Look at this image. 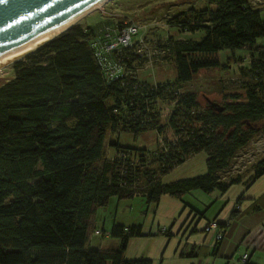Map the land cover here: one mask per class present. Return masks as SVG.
<instances>
[{
	"label": "trees",
	"instance_id": "16d2710c",
	"mask_svg": "<svg viewBox=\"0 0 264 264\" xmlns=\"http://www.w3.org/2000/svg\"><path fill=\"white\" fill-rule=\"evenodd\" d=\"M211 2L214 9L168 18L180 32H204L200 41L158 40L174 64V81L153 84L129 73L134 62L150 58L137 40L112 55L124 73L111 79L94 48L110 22L99 31V23L77 22L11 64L13 77L0 86V264H153L125 256L129 241L143 236L141 226L114 225L109 234L119 247L91 248L96 214L112 197L141 195L156 207L164 195L181 198L195 189L225 195L264 175V158L248 177L228 175L240 152L264 137V43L258 44L264 22L249 0ZM127 25L134 24L120 21L114 28ZM242 49L254 58L255 83L244 93L201 102L200 92L181 91L201 71L223 67L221 51ZM161 102L172 108L165 122ZM146 131L159 136L155 150L112 141L115 134L137 138ZM201 152L207 155L204 174L163 182Z\"/></svg>",
	"mask_w": 264,
	"mask_h": 264
},
{
	"label": "rangeland",
	"instance_id": "374dc122",
	"mask_svg": "<svg viewBox=\"0 0 264 264\" xmlns=\"http://www.w3.org/2000/svg\"><path fill=\"white\" fill-rule=\"evenodd\" d=\"M249 2L254 9L260 10L261 19L264 22V0H249ZM215 7L211 0H109L77 22L93 26L100 24L98 31L101 29V23L103 22H110L111 27H115L116 23L120 21L134 24L139 33L136 36L129 34V41H140L142 45H145L142 49L147 46L146 50L150 58L144 57L141 61L134 62V69H131L129 73L136 75L140 80L155 84L176 79L174 64L170 60H165L166 54L163 51L164 49H159L158 40H165L168 36H173L178 40L200 41L204 36L203 31L198 33L180 32L176 26H169L168 18L184 10L214 9ZM121 37L122 42L125 44L123 41L124 37ZM263 43V39L258 40V44ZM138 51H141V48ZM219 60L223 67L201 71L192 82L184 85L181 91L188 89L200 92L201 102H205V100L219 102L223 100V93H244L246 84L255 83L251 80L253 73L250 71L254 58L246 49L235 52L230 50L221 51ZM11 64L13 62L0 68V86L13 77L12 70H10ZM160 105L163 108L161 119L162 122H165L172 108L163 102ZM158 139L159 136L155 131L143 132L137 138L127 133L112 136V141L118 142L121 146L147 151L156 149ZM113 155L114 149L110 147L108 156L113 157ZM206 158L205 152L192 156L187 164L175 169L166 177V180L200 176L206 172ZM263 158L264 137L261 136L254 139L240 152L228 175L241 173L248 177V175H251L250 172H252L253 165ZM260 181V183H255L258 187L260 184H264V175L261 176ZM248 185L242 182L237 186L245 189ZM229 191L230 195L235 193V190L230 189ZM214 197L215 194H206L200 189H195L181 198L164 195L163 200L156 207L155 205H148L146 198L141 195L129 200H119L117 197H112L107 207L98 210L96 226L101 231L102 224L106 223L105 229L107 232L112 229L114 224H123L125 226L142 225L144 226L143 229H146L153 224L160 223L163 227L165 223L173 222V219L177 218L179 214L188 212V207L200 209L203 213L205 210L210 212L213 208ZM204 206L206 207L204 208ZM168 219L170 220L167 222L166 220ZM96 234L99 235V233L95 232L91 235V248L93 249H98V245L95 242ZM238 256L239 252L235 254L232 260L230 258L227 264H237L235 260Z\"/></svg>",
	"mask_w": 264,
	"mask_h": 264
},
{
	"label": "crops",
	"instance_id": "0c3cea01",
	"mask_svg": "<svg viewBox=\"0 0 264 264\" xmlns=\"http://www.w3.org/2000/svg\"><path fill=\"white\" fill-rule=\"evenodd\" d=\"M260 182L259 179L255 183ZM255 183L245 189L235 185L231 188L235 193L231 195L230 191L225 195L212 193L215 194L213 208L210 212L205 210V215L200 209L188 207V212L179 214L163 227L158 223L143 229L142 237L130 240L126 258L151 259L153 264H227L237 252L239 255L248 252V264H264V184L258 187ZM240 196L243 199L237 204ZM212 221L224 225L227 232L217 245L212 243L214 236L204 230ZM105 224H102L104 229ZM165 228L169 232L165 233ZM109 232L105 229L104 233L96 234L98 248L119 247L120 241Z\"/></svg>",
	"mask_w": 264,
	"mask_h": 264
},
{
	"label": "water",
	"instance_id": "95a60500",
	"mask_svg": "<svg viewBox=\"0 0 264 264\" xmlns=\"http://www.w3.org/2000/svg\"><path fill=\"white\" fill-rule=\"evenodd\" d=\"M109 0H0V60L38 39L37 50Z\"/></svg>",
	"mask_w": 264,
	"mask_h": 264
},
{
	"label": "built area",
	"instance_id": "2783aa9c",
	"mask_svg": "<svg viewBox=\"0 0 264 264\" xmlns=\"http://www.w3.org/2000/svg\"><path fill=\"white\" fill-rule=\"evenodd\" d=\"M104 30L105 32L103 35L105 36V39L94 44L95 55L98 58L99 63L104 68L106 74L111 79H114L115 77H118V75L122 74L123 67L118 65L115 61H112V55L115 52L120 51L121 48L123 49L124 47H129V44H132V40L129 41V34H132L133 36V34L138 33V29L137 27H134V25H127L122 30L111 26L105 27ZM121 36L124 37L123 41L125 44L122 42ZM210 226L211 228L216 229L217 223L212 222Z\"/></svg>",
	"mask_w": 264,
	"mask_h": 264
},
{
	"label": "bare ground",
	"instance_id": "6f19581e",
	"mask_svg": "<svg viewBox=\"0 0 264 264\" xmlns=\"http://www.w3.org/2000/svg\"><path fill=\"white\" fill-rule=\"evenodd\" d=\"M47 38V36H44V37H42V38H40V39H38L37 41H35V42H33L32 44H30V45H28L27 47H25V48H23V49H21L20 51H18V52H16V53H14V54H12V55H10V56H8V57H6V58H4V59H2V60H0V68L1 67H3L4 65H6V64H9L10 62H12V61H14V60H16V59H19L20 57H22V56H24L26 53H28L29 51H31V50H33L34 49V45H36L37 43H39L40 41H42V40H44V39H46ZM190 159V158H189ZM189 159H187V160H185L180 166H184L185 164H187V162L189 161ZM207 159V158H206ZM180 166H179V168H180ZM188 166H190V165H188ZM172 173V172H171ZM171 173H169L168 175H170ZM205 173V172H204ZM203 173V174H204ZM168 175H166L164 178H163V182L164 183H171V182H174V180H171V179H167L166 180V177L168 176ZM202 175V174H201ZM187 178H192V177H187ZM175 179V178H174ZM178 180H180V179H178ZM175 181H177V180H175ZM203 216V214H200V216ZM232 216L234 217L235 215H233V213H232ZM216 223H217V228L216 229H213V228H211V226H210V224L212 223V222H209L206 226H205V228H204V230H205V232L209 235V234H212L213 236H214V239H215V241H213L212 243L213 244H219L220 242H222L223 240H224V238L226 237V234H227V232H226V229L225 228H223V229H220V227H218V222L217 221H215ZM114 225H121V226H125V225H123V224H114ZM113 225V226H114ZM139 226H141L142 227V229H143V226L142 225H139ZM125 227H131V226H125ZM102 231H103V233L105 232V229H104V227H103V225H102ZM166 230V228L164 229V231ZM96 233H99L100 234V231L99 230H97V232ZM141 237V236H140ZM113 238V237H112ZM134 238H139V237H134ZM134 238H132V239H134ZM113 239H116V240H119L118 238H113ZM131 239V240H132ZM129 243H130V241H129ZM129 243H128V245H129ZM217 248V247H216ZM234 256L235 255H232L231 256V258L233 259L234 258ZM249 258H250V255H249V253L248 252H245L244 254H241V255H239L238 257H237V259L235 260V263H237V264H248L249 263ZM231 259V260H232Z\"/></svg>",
	"mask_w": 264,
	"mask_h": 264
}]
</instances>
